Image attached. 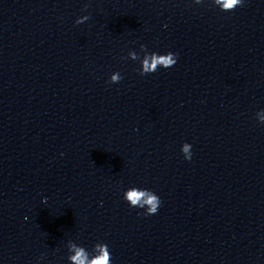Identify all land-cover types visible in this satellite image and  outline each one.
Wrapping results in <instances>:
<instances>
[{
    "label": "clouds",
    "instance_id": "9594fccd",
    "mask_svg": "<svg viewBox=\"0 0 264 264\" xmlns=\"http://www.w3.org/2000/svg\"><path fill=\"white\" fill-rule=\"evenodd\" d=\"M200 3V0H196ZM214 2L220 6L223 11H232L242 4V0H214ZM89 17L85 16L77 23H82L83 20H87ZM132 58L135 59V54H131ZM176 63V54L169 52L165 55L151 54L146 55L142 62L141 75L145 73H153L158 67L169 68L174 66ZM120 77L118 74L112 76V81H119ZM191 145L184 143L182 145V153L186 160H191L192 153L190 152ZM126 199L130 202L131 207L147 208V215H154L157 213L160 206V198L152 191L132 189L126 194ZM74 255L70 257L72 264H111V255L106 245H97V255L89 259V254L82 247H76L73 245Z\"/></svg>",
    "mask_w": 264,
    "mask_h": 264
}]
</instances>
